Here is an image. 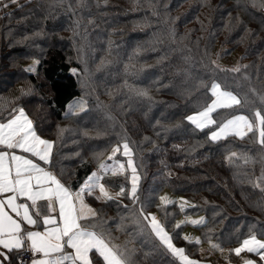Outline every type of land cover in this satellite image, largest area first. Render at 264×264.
<instances>
[{
    "label": "trees",
    "instance_id": "16d2710c",
    "mask_svg": "<svg viewBox=\"0 0 264 264\" xmlns=\"http://www.w3.org/2000/svg\"><path fill=\"white\" fill-rule=\"evenodd\" d=\"M238 2L243 5L245 0H214L207 5H185L187 0H63L62 6H57L56 0L10 3L0 9V121L9 117L12 107H25L41 125L40 134L57 141L54 151L59 153L64 179L74 188L96 168L93 153L109 151L126 135L140 166L142 199L149 196L152 200L147 210L167 221L177 247L185 248L190 258L197 259L202 243L184 240L189 224L173 229L172 225L182 220L180 204L157 208L165 189L186 198L189 214L205 218L206 225H190L202 240L211 230L213 240L225 241L222 246L236 245L227 239L237 233L242 239L253 225L256 230L264 227V210L255 206L257 202L264 206V193L245 180L248 164L239 158L229 164L225 156L229 152L253 156L257 150L260 155L262 149L252 134L244 138L246 143L235 136L209 142L206 130L194 129L184 119L197 99L203 98L204 90L193 91L191 96L181 93L195 89L200 79L210 84L212 66L208 61L215 59L216 50L221 51L219 64L232 67L233 60H240L247 49L240 60L244 62L239 63L251 65L248 73L253 87L264 85V11L251 4L245 10L237 7ZM237 15L243 23L229 31L225 25H235ZM245 27L253 30L252 35L240 42ZM137 48L140 51L131 61L136 74L126 75L125 65ZM229 55H233L231 63L226 59ZM102 57L112 63L96 71ZM82 59L93 72L90 85L83 91L70 71L82 68ZM34 61H39L36 71H26ZM217 78L223 82L222 74ZM125 80L136 88H147L152 101L135 95L125 86ZM28 84L33 87L32 93L15 104L9 103ZM239 91H247V85ZM83 95L87 108L66 118L67 105ZM97 97L106 107H97ZM108 114L115 120L108 119ZM177 124L180 127L164 130ZM58 126L66 129L59 140ZM250 136L251 143L247 139ZM256 158V165L261 167ZM106 180L110 181L108 177ZM90 201L116 222L126 215L117 203ZM123 203L131 207L130 201ZM228 211L239 218L224 219ZM112 227L115 229V224ZM134 227L128 222V232ZM114 235L119 237L117 243L129 238L124 232L114 231ZM135 243L142 251L152 247L147 242ZM172 260L163 248L147 261L141 257L142 264H170Z\"/></svg>",
    "mask_w": 264,
    "mask_h": 264
},
{
    "label": "snow or ice",
    "instance_id": "6c2138e0",
    "mask_svg": "<svg viewBox=\"0 0 264 264\" xmlns=\"http://www.w3.org/2000/svg\"><path fill=\"white\" fill-rule=\"evenodd\" d=\"M16 2L17 0H8L5 3L0 0V9H6L10 3ZM56 3L57 6H62L63 0H56ZM248 4L264 11V0H245L243 5L238 2L237 7L247 10ZM68 7L71 9L72 6ZM235 21V25L230 22L225 27L232 31L243 23L239 15L235 17ZM243 31L240 42L250 37L253 30L245 27ZM172 36L175 38L174 29ZM110 49L111 42L108 55L111 54ZM139 51L137 48L133 56L129 57L130 63L125 65L126 75L136 74L137 70L131 61ZM247 51L246 49L240 60L245 58ZM219 59L220 54H217L216 59L208 61L212 66L210 84L200 79L195 89H185L181 93L191 96L193 91L204 90L203 98L197 99L191 114L184 119L194 129L202 132L206 130L209 142L221 141L230 136L244 139L249 133L256 137V142L262 149L259 155L261 172L259 176L249 177V182L264 193V85L259 89L252 86V78L248 73L251 65L237 62L232 67H222ZM38 63L39 61H34L26 71L35 72ZM81 63L82 68H72L70 71L77 76L83 91L90 85L93 72L86 60L82 59ZM111 63L107 57H102L96 71ZM217 74H222L223 82L217 78ZM245 85L247 91H239ZM125 86L135 95L152 101L147 88L128 85L127 80ZM233 87L237 90H232ZM32 91L31 84L20 88L19 96L13 97L9 103L15 104ZM108 95H111L110 91ZM87 103L83 96L72 100L67 105L65 117L84 111ZM96 105L99 108L106 107L98 97ZM107 118L115 120L111 114ZM170 127L180 125H168L164 130ZM65 131L66 129L58 126L57 140ZM41 132V125L30 117L23 106L12 107L9 117L0 121V264H142L141 257L147 261L161 248L173 257L170 264H211L207 259L190 258L185 248L177 247L173 242L174 236L168 230L167 221H162L156 213L147 210L152 200L149 196L142 199V174L138 171L140 166L134 159L135 152L126 135L120 137L110 151L93 153L95 170L74 188L64 179L65 172L61 159H58L59 153L54 151L57 141L43 138ZM145 140L148 138L145 137ZM121 151L127 157L126 163L117 159V153ZM234 158L242 159L245 165L257 163V158L248 154L238 156L236 152H229L225 156L229 164L234 163ZM109 176L124 177V182H110L106 180ZM113 187H117L118 191L113 192ZM87 197H92L102 205L117 203L126 215H121L119 222L107 218L103 214V208L93 207ZM121 197L128 198L131 207L124 204ZM159 200L161 203L157 208L173 203L166 195L160 196ZM181 201L180 208L183 211L188 201L183 198ZM255 206L264 210L262 202H257ZM128 222L135 225L131 232H128ZM112 224H115V229ZM185 224L203 226L207 221L204 217L185 219L177 221L172 227L180 229ZM114 231L124 232L129 238L117 243L119 237L114 235ZM210 232L211 230L204 233L209 247L207 250L200 249L202 255L206 252L207 256H211L214 252H219L226 264H232V253L236 257H241L244 252L254 253L259 257L260 264H264V239L258 238V235H264V227L256 230L255 225L250 226L247 236L242 239L241 233L230 236L226 242L235 241L238 246L227 250L222 246L225 241L213 242ZM183 238L190 244L202 243L201 237L185 235ZM135 242H147L152 247L149 251H142L136 247ZM24 254H28L30 259L25 260ZM241 264H257V261L241 258Z\"/></svg>",
    "mask_w": 264,
    "mask_h": 264
},
{
    "label": "rangeland",
    "instance_id": "374dc122",
    "mask_svg": "<svg viewBox=\"0 0 264 264\" xmlns=\"http://www.w3.org/2000/svg\"><path fill=\"white\" fill-rule=\"evenodd\" d=\"M198 2H202L203 5H207V4H211L214 2V0H187V3L185 5H190L192 3H198ZM220 49V48H219ZM224 49V48H222ZM216 54H215V59L217 58V54H219L221 51L220 50H216ZM232 57L233 55H229L227 56V62L228 63H231L232 62ZM235 63L234 65L237 63V62H244V61H240L238 60V58L234 59L233 60ZM247 63V62H246ZM83 97L85 98V96L83 95ZM77 98H80V97H76L74 99H77ZM73 99V100H74ZM86 99V98H85ZM87 100V99H86ZM88 105V104H87ZM67 111V110H66ZM80 112V111H78ZM248 135H251V133H249ZM253 138L255 139L256 137L253 136ZM235 139L241 141V143H246L244 141V139H240L238 137H235ZM248 141L251 143L252 142V136L248 137L247 138ZM110 151V150H109ZM255 157L258 156V159H259V155H258V150L254 153ZM117 159L122 162V163H126L127 161V157L123 156L122 155V151L121 153H117ZM135 159V157H134ZM109 163H111V161H108ZM95 170V169H94ZM246 175H247V178L245 179L246 181L249 182V177H252L254 178L255 176H259L260 175V172H261V167H258L256 164L255 165H252V164H248V166L246 167ZM129 175H130V171H129ZM110 179L111 182H114V183H122L124 182V177H111L109 176L108 177ZM130 187V183L128 185ZM112 191L115 192V191H118V188L117 187H113L112 188ZM163 195H166L171 201L173 202H177L178 204L181 205L182 201H181V198H183L184 200H186L185 197H183L182 195L180 194H175L173 192H171L170 190L168 189H165L162 191L161 195L160 196H163ZM88 201L90 202V199H93L92 197H87ZM122 200H124L125 202H129L130 200L126 197H121ZM131 202V201H130ZM216 204L217 201H215ZM188 205V203L185 205L184 207V210L181 211V218L182 220H185V219H199L200 217L202 216H197V215H191L189 214V212H191L189 209H186V206ZM227 210H230V209H227ZM156 213V212H154ZM228 216L225 215V217H223L224 219H228L229 221H235V219L239 218L238 217V214L237 213H234V212H231V211H228ZM157 217L159 218L158 214L156 213ZM227 216V217H226ZM160 219V218H159ZM234 223V222H233ZM192 224H189L188 227H186L185 229V235H189V236H192V237H201L200 234L198 233V230L193 227V226H190ZM258 238L260 239H264V236H259L258 235ZM213 240V239H212ZM174 242V241H173ZM213 242H216L215 240H213ZM218 243V242H216ZM177 246V245H176ZM238 244L236 245H233L232 247H229V246H223L226 250L227 249H230V248H235L237 247ZM180 247V246H178ZM200 248L198 249V256H197V259L196 260H204V259H207L209 261H211V264H226L224 258L221 256V254L219 252H214L211 256H207V253L205 252L203 255L201 254L200 252V249L203 248L205 250L208 249L209 245H208V242L206 239H203L202 240V244L199 246ZM194 249H192L193 251ZM227 254V253H226ZM241 258H250V259H253V260H256L257 261V264H260L259 262V257H257L254 253H247V252H244V253H241V257H236L234 253L231 254V261H232V264H241Z\"/></svg>",
    "mask_w": 264,
    "mask_h": 264
},
{
    "label": "built area",
    "instance_id": "2783aa9c",
    "mask_svg": "<svg viewBox=\"0 0 264 264\" xmlns=\"http://www.w3.org/2000/svg\"><path fill=\"white\" fill-rule=\"evenodd\" d=\"M24 259L25 260H29L30 259L29 255L28 254H24Z\"/></svg>",
    "mask_w": 264,
    "mask_h": 264
},
{
    "label": "crops",
    "instance_id": "0c3cea01",
    "mask_svg": "<svg viewBox=\"0 0 264 264\" xmlns=\"http://www.w3.org/2000/svg\"><path fill=\"white\" fill-rule=\"evenodd\" d=\"M43 138H46V137H43ZM17 152H18V154H19V150H17ZM90 203H92V202L90 201ZM92 206L94 207L93 203H92ZM41 230H42V229H41Z\"/></svg>",
    "mask_w": 264,
    "mask_h": 264
}]
</instances>
